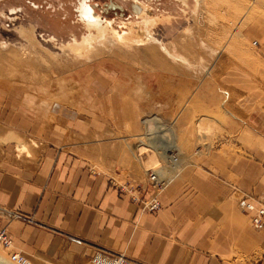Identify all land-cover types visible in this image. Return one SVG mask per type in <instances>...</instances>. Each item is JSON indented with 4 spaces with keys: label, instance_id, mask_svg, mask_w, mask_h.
<instances>
[{
    "label": "crops",
    "instance_id": "1",
    "mask_svg": "<svg viewBox=\"0 0 264 264\" xmlns=\"http://www.w3.org/2000/svg\"><path fill=\"white\" fill-rule=\"evenodd\" d=\"M233 66L227 72L247 77ZM95 77L91 86L66 85L64 91L56 86L59 97L51 105V124L45 121L47 114L41 116L36 107L21 101L24 94L44 103V88L0 80V227L6 228L11 250L29 264H90L97 252L123 254L141 264H264V224L254 227L245 209V204L264 205V151L248 138L241 143L238 137L230 139L225 152L220 145L199 164L183 168L159 194L160 207L145 211L141 202L150 187L142 169L132 161L122 162L121 147L98 148L89 138L95 117L82 120L66 107H76L79 92L95 112L94 100L100 96L93 85L104 94L109 82L100 73ZM153 77L158 85L160 75ZM169 78L162 81L167 87L174 81ZM212 88L202 93L209 97L207 107L218 113ZM258 114L255 120H264V113ZM220 121L228 129L238 127V120ZM72 131H86L87 140L73 141ZM32 138L41 144L33 156L29 150L20 160L2 158ZM94 162L113 166L102 170ZM112 178L134 186L138 200Z\"/></svg>",
    "mask_w": 264,
    "mask_h": 264
},
{
    "label": "rangeland",
    "instance_id": "2",
    "mask_svg": "<svg viewBox=\"0 0 264 264\" xmlns=\"http://www.w3.org/2000/svg\"><path fill=\"white\" fill-rule=\"evenodd\" d=\"M32 1L44 4V0ZM49 1L51 4L49 3L47 8H52V14H48L50 13L48 9L44 10L43 13L40 8H34L29 0L0 1V12L8 14L11 7L18 6L20 8L21 6L22 8V11L17 13L20 15V12H22L21 17L14 20L0 14V80L29 85L26 86L27 89L32 86L33 89L37 86L44 88V80H51L54 85H51V88H44L47 95L44 103L38 104L34 96L24 94L21 96V101L26 102L29 107H36L41 116L47 114L45 121L48 124H51L55 119L51 105L55 97H59L55 93L56 86L60 87L62 91L65 90L66 85L74 86V88L78 87V84L91 86L94 80H97L95 75L100 73L105 77L103 79H108L109 82H105L107 88H103L105 90L104 94L96 85H93L100 96L95 99L94 113L87 108L89 103L87 98H83L82 93L79 92H77V96L80 98L78 104L75 105L76 107H73L74 105L72 106L70 103L65 106L70 111L78 112L82 120L94 116L96 125L89 138L95 139L98 148L117 149L116 147H121L122 162L128 164L132 161L137 164L142 169L145 178V169L159 164L157 162V164L149 165L148 160L149 154L153 153V150L156 151V146L161 144L160 142L166 136L160 130L152 134L157 129V123H160V121L171 124L172 134L180 152V163L183 168L191 164H199L204 154L216 150L220 145H222L221 151L225 152V142L229 143V140L235 137H238L240 143L241 140L248 138L256 148L264 151V120H255L254 118L258 117L259 112L264 113V97H262L264 92H259V90L264 91V0H259V3L255 4L254 7L246 6L245 8L244 4L252 3V0L248 2H242L241 0H208L209 4H212L211 6L208 3L206 5L207 0H200L201 5H198L197 0H188V3L184 5L181 4L180 0L154 1L151 11L154 16L159 15L163 21L153 25L152 33L163 48L170 55L172 54V57H182L193 64L204 66L205 62L209 61V72L198 73L195 77L191 72L179 71L160 65L156 58H152L142 48L138 50L139 52L136 51L135 54L126 51V54L119 52V56L115 54L110 56L111 59L117 61L124 58L122 59L121 70L113 66H103L101 63H96L95 66L90 65V71L82 73L83 76L68 72L62 66L67 58L65 51L54 45L50 39L54 37L53 39L56 42L68 44L73 34H76L82 40L84 29L78 23V12L76 10L78 0ZM109 1L121 6L124 12L123 15L108 13L109 16L107 17L115 21L116 25V22L122 19L126 21L133 19L131 0ZM227 1H232L231 4H233L231 5ZM60 2L62 3L61 8L58 7ZM53 5L59 9H55ZM201 9L202 11H200ZM208 9L210 12H215L214 17L212 15L214 12H211V15L207 13L209 12ZM56 12H59L60 22L64 23L63 26L58 23L59 20L55 19ZM49 17L54 18V20H48ZM20 25L26 28L34 26L35 36L40 39L43 46L40 45L37 50L30 49L27 40L17 30ZM235 30L241 32L240 37L234 35ZM200 38L218 48L219 52L217 53L219 54H212V56L206 54L199 47ZM44 39L47 40L44 41ZM2 42L9 44L8 47L2 48L5 47L4 44H1ZM24 44L25 48L22 46ZM47 51L56 58L48 56ZM202 57L205 61L201 60ZM96 60H99V58H96ZM219 62H222L223 66ZM231 64L234 65L233 67L239 68L240 71L246 72L247 77L232 76L231 71L227 72ZM35 66L36 68H34ZM74 66H70L69 69ZM218 70H222L223 75L217 74L216 76L215 72ZM157 74L160 75L158 85L152 83L153 80L157 79L153 75ZM168 76L169 79L174 80L173 85L171 84L169 87L165 82H162ZM80 80L83 82L81 83ZM210 86L217 94L218 113L207 107L210 103L209 97L202 93V90ZM16 92V96H19L18 89ZM70 95L71 93H68L67 96ZM199 95L201 100H197ZM194 99L197 101L193 102ZM108 108L110 109L109 114L107 112ZM122 109L125 111H122ZM219 113L221 116H219ZM148 116L155 118L145 123L146 128L142 122ZM220 120H238V127L234 130L228 129ZM145 128L146 132L144 133ZM73 133L74 139L77 140H73V138L72 140L78 141L80 144L88 138L86 131H80L78 134ZM143 133L148 136H146L149 139L148 142L145 137L140 136ZM139 140L143 141V144H139ZM1 145L0 142V149ZM14 148L13 154L6 152L5 155H2V158L20 160L25 157V153H29V150L33 156L34 152L41 148V144L32 138L26 143L16 144ZM233 148L240 150L235 146ZM157 150L158 153L163 152L162 149L157 148ZM136 152L142 153L137 156ZM17 153L21 155L18 158L16 157ZM22 154L24 155L22 156ZM159 159H162L161 153ZM94 166L102 170H108L107 168H111L113 165L104 167L94 162ZM0 264H16L10 259V251L2 248L1 245Z\"/></svg>",
    "mask_w": 264,
    "mask_h": 264
},
{
    "label": "bare ground",
    "instance_id": "3",
    "mask_svg": "<svg viewBox=\"0 0 264 264\" xmlns=\"http://www.w3.org/2000/svg\"><path fill=\"white\" fill-rule=\"evenodd\" d=\"M206 1V0H205ZM217 1V0H216ZM221 1V0H220ZM233 1V0H232ZM231 1V2H232ZM235 1V0H234ZM242 2L246 1L248 2L249 0H241ZM251 1V0H250ZM226 2V1H225ZM227 2H230V1H227ZM231 2L229 4H231ZM245 2V3H246ZM261 2V1H260ZM206 5L207 3L209 4L210 2H208V0L205 2ZM241 3V2H240ZM259 3V0H252V3H249L248 4H244V8L246 6L248 7H254L255 4ZM233 4V3H232ZM231 4V5H232ZM239 4V3H238ZM243 4V3H242ZM241 4V5H242ZM199 5H201L200 3V0H199ZM210 6L212 4H209ZM216 5V4H214ZM202 7V6H201ZM209 7V6H208ZM214 7V6H213ZM212 7V8H213ZM239 7V6H237ZM247 7V8H248ZM259 7V6H258ZM210 8V7H209ZM216 9V8H215ZM209 10V9H208ZM207 10V11H208ZM202 11V9L200 10ZM204 11V9H203ZM141 12V11H140ZM140 12H138L137 15H134L135 18H139L141 16ZM212 12V11H211ZM211 12L209 10V13L211 15ZM214 12V11H213ZM212 12V13H213ZM201 13V12H199ZM150 15H152L153 13H150ZM203 14V13H201ZM214 14L215 12L212 14L213 17H214ZM204 15V14H203ZM217 15V14H216ZM215 15V16H216ZM201 16V15H200ZM207 16V14H206ZM210 17V16H209ZM208 17V18H209ZM212 17V16H211ZM202 18V17H201ZM204 18V17H203ZM214 20H217L215 18H213ZM202 21V19H201ZM208 22V21H207ZM217 22V21H216ZM209 23V22H208ZM212 23V22H211ZM131 22H128V23H125L124 26H122L121 28H116L115 26H111V25H97L95 27H90L88 29H85V32L88 33V34H99L100 32H103V33H110L112 35V38L114 40H116L117 42H119L120 44H125V43H132V44H126V45H120L118 43H100V44H95L94 46H92L89 51L86 53V54H77L76 52H65L67 58L65 59L64 63L62 64V66L65 67V69L68 70V72H72V73H76L80 76H83L84 74L82 73H87L89 70L90 65H96V63H101L103 66L107 65L109 67L113 66L115 67L116 69L118 70H121L122 69V63H123V60L124 58L120 59V60H114V59H111L110 56L112 54H115V55H118L119 56V52L123 53V54H126V51H131V53L135 54L136 51H138L139 49H144L152 58H156V60H158V63L160 65H164V66H168L169 68H174L176 70H179V71H187L188 73L191 72L194 77L195 75H197L198 73H201L204 71H206L207 73L209 72V66H210V63L209 61L205 62V65H197V64H193L192 62H190L189 60H186L185 58H180V57H172L170 55V53L163 48L162 44L157 40V39H152L151 41L149 39H144V40H141L140 42L139 41V29L135 28L134 26L130 25ZM213 25V24H211ZM133 27V28H132ZM227 27V26H226ZM233 27V26H232ZM208 28H209V24H208ZM212 28V27H211ZM214 28V27H213ZM225 28V27H224ZM229 28V27H228ZM209 30V29H208ZM192 31V29H191ZM230 31V30H229ZM193 32V31H192ZM190 32V33H192ZM200 32V31H199ZM209 32V31H208ZM212 32V31H211ZM188 33V32H187ZM210 33V32H209ZM212 34H214L212 32ZM211 34V35H212ZM217 34V33H216ZM241 32H239V30H235L234 32V35L237 36V37H240L241 35ZM210 35V36H211ZM226 35V34H225ZM22 36L27 40L28 42V45H29V48H34L37 50V48L40 46L39 42H37V40L35 39L36 36L35 34L31 31H25V30H22ZM242 36H243V33H242ZM207 37V36H206ZM214 37V35H213ZM212 37V38H213ZM216 37V36H215ZM237 37H235V39H237ZM210 38V37H209ZM224 38V37H223ZM234 38V37H233ZM78 39L77 37H74L73 40H75L76 42H74L75 44H69L67 46V50L71 49L72 51H76L74 49V47L77 48L78 52H82L83 50H85L84 48L86 47V42L88 41V36L87 35H84L82 40H76ZM203 39V38H202ZM201 40V38H200ZM211 40V39H210ZM213 40V39H212ZM227 42V41H226ZM232 42H235V41H232ZM235 43H238V42H235ZM7 44L4 43L3 46L5 47H2V48H7L8 45L6 46ZM226 45V44H225ZM23 48H25V44L22 45ZM238 46V45H236ZM27 47V46H26ZM199 47L201 49H203L204 52H206V54L208 53L209 55L211 54H219L217 52H219L216 48L214 47L211 43H208V41L206 40H201V42L199 43ZM198 47V48H199ZM222 47V46H221ZM231 47V46H230ZM226 48V47H225ZM228 49V48H227ZM3 50V49H2ZM41 50V48H40ZM44 50V49H43ZM200 50V49H199ZM198 50V51H199ZM63 51H66V50H63ZM84 52V51H83ZM139 52V51H138ZM200 52V51H199ZM203 52V53H204ZM37 53V52H36ZM48 53V56H50L51 58H56V56L52 55L51 53H49V51H47ZM107 53V54H106ZM128 54V53H127ZM138 54V53H137ZM225 54V53H224ZM101 55V56H100ZM34 57V56H33ZM44 57V56H43ZM102 57V58H101ZM205 57V56H204ZM204 57H202L201 60L205 61ZM214 57V55H213ZM96 58H99V60H96ZM22 59V58H20ZM32 59V58H30ZM216 59V58H215ZM19 60V59H18ZM34 60H35V57H34ZM59 60V59H58ZM207 60V59H206ZM38 61V60H37ZM211 61V60H210ZM222 61V60H221ZM22 63V62H21ZM220 63V62H219ZM222 63V62H221ZM220 63V64H221ZM36 64V63H35ZM219 64V65H220ZM72 65H75L72 69H69L70 66ZM100 65V64H99ZM22 66V64H21ZM25 67V65H23ZM32 66V65H31ZM41 66V65H40ZM61 66V67H62ZM222 66H223V63H222ZM221 66V67H222ZM1 67V66H0ZM67 67V68H66ZM33 68V66H32ZM36 68V66L34 67ZM106 68V67H105ZM41 69V68H40ZM107 69V68H106ZM95 70V69H94ZM217 70V69H216ZM128 71V70H127ZM26 73V72H25ZM28 73V72H27ZM43 73V72H42ZM206 73V74H207ZM43 75V74H41ZM44 76V75H43ZM22 77V76H21ZM44 78V77H43ZM34 79V78H33ZM23 80V79H22ZM73 80V79H72ZM83 80V79H82ZM40 81V80H39ZM38 81V82H39ZM44 84L46 89L47 88H51V85L53 86L54 84L51 82V80L47 81V80H44ZM60 82L62 80H59ZM84 81V80H83ZM83 81L80 80V82L82 83ZM58 82V81H57ZM56 82V83H57ZM85 86V85H84ZM44 87V88H45ZM54 88V87H52ZM51 90V89H50ZM53 90V89H52ZM48 93V92H47ZM79 97V96H78ZM94 97V96H93ZM80 98V97H79ZM84 98V97H83ZM79 100V99H78ZM188 101V100H187ZM196 102L197 100L194 99L193 102ZM96 101L94 100V103ZM154 115V114H153ZM155 118V117H154ZM152 116H148V118H146L145 122H148L152 119H154ZM130 120H134V119H130ZM156 120V119H155ZM160 133V132H159ZM158 133V134H159ZM155 134V133H154ZM161 135V134H160ZM163 136V135H162ZM148 137V136H147ZM153 137V136H152ZM155 138V137H154ZM159 139V138H158ZM160 140V139H159ZM167 142H168V139L166 137L163 138V140L160 142L161 144H158V146H156V151L153 150V153L149 154V160H148V163L149 165H154L155 163L157 164L160 163V159H159V154L157 151V148L159 149H162L163 152H165L166 150V146H167ZM169 142H173V140H169ZM158 143V142H156ZM174 143V142H173ZM177 145V144H176ZM23 147V145H22ZM21 147V148H22ZM22 149H27L26 147L25 148H22ZM162 154V152H161ZM161 156V155H160ZM163 158V157H162ZM157 166V165H156ZM155 167V166H153ZM148 168H151V167H148ZM147 169V168H146ZM145 169V170H146ZM183 169V166L182 164L180 163V172L181 170ZM179 172V173H180ZM178 173V174H179ZM177 174V175H178ZM176 175V176H177ZM16 263V262H15ZM29 264V262H28Z\"/></svg>",
    "mask_w": 264,
    "mask_h": 264
},
{
    "label": "flooded vegetation",
    "instance_id": "4",
    "mask_svg": "<svg viewBox=\"0 0 264 264\" xmlns=\"http://www.w3.org/2000/svg\"><path fill=\"white\" fill-rule=\"evenodd\" d=\"M1 1V0H0ZM154 1L156 0H131V10L133 13V19L131 20H120L117 23V25L115 24V21L109 19L107 16H109V14H117L118 15H123L124 12L122 11L121 6L114 4L112 1H104V0H78L77 4H76V10L78 12V23L81 24V26H83V29H88L90 27H95L97 25H111V26H115L116 28H121L122 26H124L125 23L131 22L130 25L134 26L135 28L139 29V41L144 40V39H149L150 41L153 39H156L152 33V27L155 23L157 22H162V18L159 15L154 16L153 14L150 15V13H152L151 9H152V5L154 4ZM181 4H187L188 0H180ZM29 2L31 3V5L34 8H40L42 10V12L44 13L47 9L48 11L50 10V13L48 14H52L53 11L52 8L50 9L47 8L48 4L51 2L48 0H44V4L46 5L44 7V4H40V3H36V1H32L29 0ZM198 5H199V0H197ZM61 4V5H60ZM60 4L58 5L59 8L62 7V3L60 2ZM54 6V5H53ZM44 7V8H43ZM26 8V7H25ZM55 9H59L56 8L54 6ZM45 10V11H44ZM19 11H22V8L20 6V8L17 7H11L9 9V13H5V12H0V14L3 17H6L10 20H14L17 18H20L22 15V12H20L21 14L18 15L17 13ZM141 11V12H140ZM138 12H140L141 16L139 18H135L134 15H137ZM109 13V14H108ZM14 14V15H11ZM0 15V16H1ZM59 12H56V17L55 19L59 20V24L61 26H63V22H60V17H59ZM106 15V16H105ZM1 20V19H0ZM48 20L53 21L54 18L49 17ZM80 26V25H78ZM133 28V27H132ZM17 30L19 31V33L22 36V30L25 31H32L34 34V30L35 27L32 26L31 28H26L23 25H20L19 28H17ZM84 35L88 36V41L86 42V47L84 48L85 50H83L82 52H78L77 48L74 47V49L76 51H72L71 49L67 50L65 48H67V46L69 44H75L74 42H76L74 39V37H77L78 39L76 40H80L79 36H77L76 34H73V36L71 37L70 41L68 44L65 43H60L59 41L56 42L53 38L50 39V41L54 44L57 45V47H60V49L62 50H66L65 52H76L77 54H86L89 49L94 46L95 44H100V43H118L116 40H114L112 38V35L110 33H103L100 32L99 34H88L85 32L84 30ZM37 40V42H39L40 45L43 46L42 42L40 41V39L38 37L35 38ZM47 39H44V41ZM5 42H2L1 44H4ZM126 44H132V43H125V44H120V45H126ZM68 52V53H69Z\"/></svg>",
    "mask_w": 264,
    "mask_h": 264
},
{
    "label": "built area",
    "instance_id": "5",
    "mask_svg": "<svg viewBox=\"0 0 264 264\" xmlns=\"http://www.w3.org/2000/svg\"><path fill=\"white\" fill-rule=\"evenodd\" d=\"M145 121L146 120H144L142 123L146 127ZM146 128L144 133L146 132ZM159 130L161 133H165L166 136L164 137L168 139V142L165 152H162L163 158L160 160V163L155 167L147 168L145 170L146 183L150 187V194L146 199L142 200L141 203L142 209L149 212L156 211L160 207V203L158 200L159 194H161L169 186L176 175L180 172V152L178 151L179 149L176 145L175 137L172 134L171 124H165L160 121V123H157V129L152 134L156 133ZM144 133L140 134V136L145 137L148 142L149 139L146 138L147 135ZM169 140H174V143L169 142ZM138 142L139 144H143V141L141 140H139ZM145 145L150 147L147 144ZM141 153L142 152H136V155L140 156ZM112 181H115L114 178H112ZM114 183L124 192L130 194L133 200H138L135 196L134 186L128 183H118L116 181ZM245 209L248 212H251V222L254 227L258 228L264 224L263 204L259 207H254V205L252 204H245ZM0 245L2 248L8 249L10 251V259L16 262V264H28L26 258L21 256L19 253L13 252L11 250L12 242L7 235L5 227H0ZM89 262L90 264H141L127 258L123 254L105 255L100 252L95 253L90 258Z\"/></svg>",
    "mask_w": 264,
    "mask_h": 264
}]
</instances>
